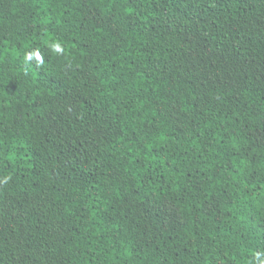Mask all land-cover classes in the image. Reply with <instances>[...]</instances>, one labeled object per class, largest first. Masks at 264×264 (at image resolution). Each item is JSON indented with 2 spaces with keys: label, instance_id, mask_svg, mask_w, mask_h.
Returning a JSON list of instances; mask_svg holds the SVG:
<instances>
[{
  "label": "trees",
  "instance_id": "16d2710c",
  "mask_svg": "<svg viewBox=\"0 0 264 264\" xmlns=\"http://www.w3.org/2000/svg\"><path fill=\"white\" fill-rule=\"evenodd\" d=\"M261 251L264 0H0V264Z\"/></svg>",
  "mask_w": 264,
  "mask_h": 264
},
{
  "label": "clouds",
  "instance_id": "9594fccd",
  "mask_svg": "<svg viewBox=\"0 0 264 264\" xmlns=\"http://www.w3.org/2000/svg\"><path fill=\"white\" fill-rule=\"evenodd\" d=\"M50 52L56 56L67 55V50L61 40L49 39L45 41ZM23 62L25 65L34 64L36 67H41L45 64L44 56L39 47L26 51L23 54ZM10 177H5L2 181L7 183ZM253 264H264V251L255 253V261Z\"/></svg>",
  "mask_w": 264,
  "mask_h": 264
},
{
  "label": "rangeland",
  "instance_id": "374dc122",
  "mask_svg": "<svg viewBox=\"0 0 264 264\" xmlns=\"http://www.w3.org/2000/svg\"><path fill=\"white\" fill-rule=\"evenodd\" d=\"M164 210L167 211L168 217H170L171 219H174V217H173L174 212L169 207H164Z\"/></svg>",
  "mask_w": 264,
  "mask_h": 264
}]
</instances>
